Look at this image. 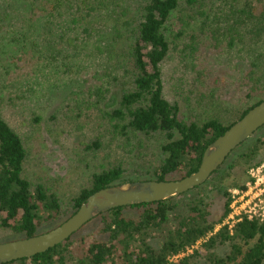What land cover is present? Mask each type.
<instances>
[{
    "label": "trees",
    "instance_id": "16d2710c",
    "mask_svg": "<svg viewBox=\"0 0 264 264\" xmlns=\"http://www.w3.org/2000/svg\"><path fill=\"white\" fill-rule=\"evenodd\" d=\"M16 1L19 0L0 2V21L12 17ZM31 1L33 3L38 0ZM44 1L47 4L45 9L52 18L54 15L61 17L68 14L74 26L81 28L83 38L99 35L95 36V46L99 51L112 53V45L109 40L102 38V31L112 32L113 38L124 37V32L130 42L126 58L116 60L121 74L113 76L112 81L106 80L108 84L118 83L122 86L121 97L117 107L103 111L102 118L112 128L114 137L120 134L126 137L129 133L162 135V155L151 176L124 179L121 164L93 172L88 187L83 188L67 204L61 201L47 183L32 184L27 178L26 143L0 112V228L11 234L0 239V242L40 234L59 225L90 194L103 187L135 179L174 180L190 174L197 169L205 147L264 99V39L259 40L260 42L255 40L252 44L256 54L250 55V68L242 75L237 86L239 102L249 104L245 107L241 105L240 109L234 105L232 109L236 111V116L231 122L224 124L217 113L199 120L182 119L177 104L166 97L164 89L167 79L163 65L170 54L172 39H179L191 21L199 20L196 17L201 15L205 18L199 21L198 29L202 32L206 28L209 15L201 0ZM230 4V20L227 16L221 17V20L212 16L216 25L221 22L227 24L221 27L227 43L234 46L236 40L243 42L241 27L238 25L239 22L243 23L244 18L249 20L252 34L255 32L258 38H264V0H232ZM103 12L110 17L116 15L117 20L129 17V12L134 16L125 20L123 18L121 23L112 25L111 28L102 26L94 34L95 27L89 29L85 25L93 23L94 17L98 18ZM221 15H224V11L217 10L216 17ZM173 19L176 21L175 31L170 29ZM82 21L85 24H81ZM50 22L52 21L46 23ZM209 30L214 32L215 28L211 26ZM189 37L193 44L186 42L184 47L191 45L195 50L199 37L195 33H191ZM65 39L66 36L60 34L49 40L51 47L61 46L57 55H52L54 58L61 53L67 54L65 51L69 42L64 41ZM107 91L109 88L102 84L95 86L92 90L97 96L95 107L100 106L101 95L105 98ZM38 118L35 117V121ZM259 131L262 133L252 140ZM247 143V147L240 151L236 160L227 167L225 174L216 183L224 198L223 211L217 219L212 216L210 202L206 199V187L203 186L206 180L177 197L121 206L100 213L85 224L88 225L84 230L80 231L85 225L45 252L3 264H189L199 256L212 264H264V222L259 218L244 216L231 230L227 224H221L215 230L216 224H220L228 214L231 202L228 186L224 187L220 182L235 166L241 163L255 166L260 162L256 159L264 149V125L237 146L223 164L236 149ZM102 144V138L97 136L84 141L83 147L87 150H99ZM231 185L236 186L235 183ZM153 240L156 242L152 243ZM198 240L202 242L192 254L183 256L177 262L169 261L172 255L186 251ZM219 245L229 247L224 257H218L213 251Z\"/></svg>",
    "mask_w": 264,
    "mask_h": 264
},
{
    "label": "rangeland",
    "instance_id": "374dc122",
    "mask_svg": "<svg viewBox=\"0 0 264 264\" xmlns=\"http://www.w3.org/2000/svg\"><path fill=\"white\" fill-rule=\"evenodd\" d=\"M201 1L209 15L206 28L202 32L198 29L199 21L205 16L196 15L199 20L191 21L179 39H172L170 54L163 65L167 79L164 90L169 101L177 104L182 119L199 120L217 113L220 120L227 124L235 119L234 105L240 109L241 105L245 107L249 104L239 102L237 86L242 75L250 68V55L256 54L252 44L264 38H258L255 32L252 34L249 20L244 18L242 22L246 24L239 22L238 25L243 42L236 40L235 45L230 46L221 29L227 24L221 22L216 25L212 16L220 20L227 16L230 20L232 0ZM31 2L16 1L12 17L0 21V112L26 143L27 178L32 184L47 183L61 201L68 204L72 197L88 187L91 174L99 169L121 164L124 179L151 176L162 155L160 143L163 136L129 133L126 137L121 134L114 137L112 128L102 118L105 109L111 110L119 104L122 86L118 83L108 84L106 80L112 81L113 76L121 74L116 60L126 58L130 40L124 32V37L113 38L112 32L102 31V38L109 40L112 45L110 50L115 55L99 51L95 46V36L99 35L83 38L81 28L74 26L68 14L61 17L54 15L52 18L45 9L47 4L44 0ZM221 9L224 15L216 17L217 10ZM103 13L98 18L94 17L93 23L85 25L89 29L95 27L94 34L102 26L111 28L121 23L123 18L134 16L129 12V17L117 20L116 15L110 17ZM50 20L52 22L47 24ZM175 23L174 19L170 22L173 31L177 29ZM208 26L215 28L214 32ZM191 33L199 37L195 50L191 47ZM60 34L66 36L64 41H68L69 46L66 55L61 53L54 58L52 55H57L61 46L51 47L49 40ZM186 42L191 44L187 48L184 47ZM101 84L109 91L105 92V98L101 95L102 102L97 108L94 105L97 96L92 90ZM35 117H39L38 120L35 121ZM261 133L259 131L251 139ZM97 136L103 142L99 150L83 147L84 141ZM249 143L236 149L221 169L203 185L215 219L221 215L224 202L216 183ZM256 160L260 162L255 166L245 163L235 166L220 182L222 186H228L227 191L231 195L234 190L240 191L246 187L252 168L264 164V149ZM232 183L236 186H232ZM227 215L220 224H216L215 230L224 224ZM7 235L11 234L0 228V239ZM201 242L198 240L180 255H172L169 261L177 262L183 256L192 254ZM228 249V246L219 245L213 251L218 257H224ZM189 264L212 263L199 256Z\"/></svg>",
    "mask_w": 264,
    "mask_h": 264
},
{
    "label": "water",
    "instance_id": "95a60500",
    "mask_svg": "<svg viewBox=\"0 0 264 264\" xmlns=\"http://www.w3.org/2000/svg\"><path fill=\"white\" fill-rule=\"evenodd\" d=\"M263 125L264 99L205 147L195 171L174 180H134L103 187L90 194L59 225L40 234L0 242V264L45 252L71 237L100 213L177 197L203 184L237 146Z\"/></svg>",
    "mask_w": 264,
    "mask_h": 264
},
{
    "label": "built area",
    "instance_id": "2783aa9c",
    "mask_svg": "<svg viewBox=\"0 0 264 264\" xmlns=\"http://www.w3.org/2000/svg\"><path fill=\"white\" fill-rule=\"evenodd\" d=\"M249 173L250 180L246 184L247 188L245 187L240 191L234 190L231 195L230 212L224 222L230 230L244 216L257 217L264 222V164L255 169L252 168ZM237 203L239 204L237 205Z\"/></svg>",
    "mask_w": 264,
    "mask_h": 264
}]
</instances>
